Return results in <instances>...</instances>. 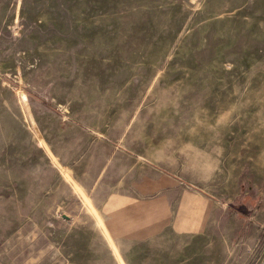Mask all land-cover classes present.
<instances>
[{"label": "rangeland", "instance_id": "obj_1", "mask_svg": "<svg viewBox=\"0 0 264 264\" xmlns=\"http://www.w3.org/2000/svg\"><path fill=\"white\" fill-rule=\"evenodd\" d=\"M162 177L213 230L112 240ZM0 264H264V0H0Z\"/></svg>", "mask_w": 264, "mask_h": 264}, {"label": "crops", "instance_id": "obj_2", "mask_svg": "<svg viewBox=\"0 0 264 264\" xmlns=\"http://www.w3.org/2000/svg\"><path fill=\"white\" fill-rule=\"evenodd\" d=\"M101 216L110 238L142 242L170 232L177 236L208 235L217 219L216 202L202 190L179 188L175 179H159L141 194H109Z\"/></svg>", "mask_w": 264, "mask_h": 264}]
</instances>
